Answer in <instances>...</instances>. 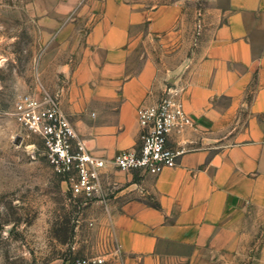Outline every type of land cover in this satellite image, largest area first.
Here are the masks:
<instances>
[{"label": "crops", "instance_id": "1", "mask_svg": "<svg viewBox=\"0 0 264 264\" xmlns=\"http://www.w3.org/2000/svg\"><path fill=\"white\" fill-rule=\"evenodd\" d=\"M161 1L62 0L52 16L72 54L61 106L94 156L138 146L140 109L173 77L194 120L161 174L103 170L97 203L121 247L110 264H198L256 241L264 264V0H217L199 40L186 38L193 2Z\"/></svg>", "mask_w": 264, "mask_h": 264}, {"label": "rangeland", "instance_id": "2", "mask_svg": "<svg viewBox=\"0 0 264 264\" xmlns=\"http://www.w3.org/2000/svg\"><path fill=\"white\" fill-rule=\"evenodd\" d=\"M61 1L0 0V264H69L103 252L110 232L103 221L108 213L97 198H74L69 182L51 166L42 139L28 135L14 115L19 95L62 89L59 68L72 54L61 48L52 28ZM191 2L197 17L190 19L186 38L199 40L208 29L206 11L219 4ZM251 245L257 247V241ZM249 247L244 255L207 257L198 264H254L257 253Z\"/></svg>", "mask_w": 264, "mask_h": 264}, {"label": "built area", "instance_id": "3", "mask_svg": "<svg viewBox=\"0 0 264 264\" xmlns=\"http://www.w3.org/2000/svg\"><path fill=\"white\" fill-rule=\"evenodd\" d=\"M182 92L178 83H168L156 104L140 109L138 146L119 152L111 161L94 156L78 137L62 109L60 91L45 92L42 96L19 95L14 115L28 135L42 139L51 166L69 182L73 197L92 201L102 192V172L108 164L119 171L149 175H159L176 164L183 151L170 147L169 138L173 133L182 134L194 126L193 118L185 109ZM109 231L103 252L69 264H110V257L119 254L121 247L113 229Z\"/></svg>", "mask_w": 264, "mask_h": 264}, {"label": "water", "instance_id": "4", "mask_svg": "<svg viewBox=\"0 0 264 264\" xmlns=\"http://www.w3.org/2000/svg\"><path fill=\"white\" fill-rule=\"evenodd\" d=\"M168 83H170V84H176V83H177V78H176V77L171 78V79L168 81Z\"/></svg>", "mask_w": 264, "mask_h": 264}]
</instances>
